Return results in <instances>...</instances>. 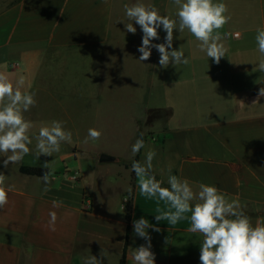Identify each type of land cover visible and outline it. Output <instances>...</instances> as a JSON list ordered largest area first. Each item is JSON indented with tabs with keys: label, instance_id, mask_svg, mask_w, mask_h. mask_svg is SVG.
I'll use <instances>...</instances> for the list:
<instances>
[{
	"label": "crops",
	"instance_id": "crops-1",
	"mask_svg": "<svg viewBox=\"0 0 264 264\" xmlns=\"http://www.w3.org/2000/svg\"><path fill=\"white\" fill-rule=\"evenodd\" d=\"M230 1L227 5L225 0H214L225 3L226 15L231 16L219 30L226 56L217 64L201 51V64L192 74L201 78L198 122L171 127L174 115L164 125L157 121L153 128L158 135L144 139L145 148L128 160H117L112 154L108 156L114 157L113 161L92 160L90 168L97 175L90 178L81 166L75 170L51 168L50 160L55 155L76 158L72 152L60 150L52 156L37 157L35 136L46 125L39 120L31 121V151L20 163H9L4 168L6 156L0 153V172L8 177L5 186L12 187L9 203L0 209V264H84L91 255L101 264H120L129 187L133 204L126 264H135L134 249L147 243L134 233L133 222L141 217L160 229L147 230L155 264H201L203 237L188 231L190 219L175 225L157 222L155 216L168 211L170 205L158 197L141 195L137 187L131 164L138 154L143 163L149 150L156 153L152 172L163 181V187H169V175L188 180L194 192L199 191L201 183L214 185L229 202H239L253 226L264 223V96L258 97L264 88V72L254 70L260 60L255 36L258 28L264 29V0ZM116 3L117 0H0V73L14 85L23 76L22 92L55 95L48 86L56 83L51 72L59 64L80 60L84 53L90 58L102 53L107 60L111 49L119 52L135 43L142 44V31L127 32L119 23L113 27L120 13L126 16L121 7L129 4L127 0ZM131 37L135 39L133 43ZM138 48L133 52L140 53ZM156 53L152 48L149 60ZM147 79L153 83L152 77ZM26 113L24 117L30 121ZM29 159L47 160L53 173L47 192L38 176L20 172L21 166H44L28 165ZM53 201L59 206L54 207ZM50 212L57 215L55 231L48 227Z\"/></svg>",
	"mask_w": 264,
	"mask_h": 264
},
{
	"label": "clouds",
	"instance_id": "clouds-1",
	"mask_svg": "<svg viewBox=\"0 0 264 264\" xmlns=\"http://www.w3.org/2000/svg\"><path fill=\"white\" fill-rule=\"evenodd\" d=\"M173 4L177 8V19L160 15L156 7L142 3L124 6L129 21L125 23L127 32L136 33L131 21H135L143 32L142 44L138 48L141 53L139 61L149 60L152 48H155L160 54V66L167 67L170 62L173 65L181 63L187 65L189 60L185 58L182 47L179 50H169L172 49L174 29H178L180 33L187 29L200 42L199 49L219 64L227 51L220 43L222 37L219 32L231 20V16L226 15L227 5L214 0H173ZM161 26L166 32L165 42L152 44L153 40L159 39L158 29ZM255 40L260 60L254 70L264 72V29H257ZM24 84L23 76H20L14 85L6 74L0 73V153L6 156L2 162L4 168H7L9 163H20L31 151L29 145L33 139L29 136V130L33 125L31 121L25 119L24 113L34 107L37 101L34 92L21 91ZM260 96H264V88L259 90L258 97ZM101 135V131L90 128L84 143L89 139L99 140ZM35 140L38 158L41 155L52 156L53 153L60 151L62 142L71 143L72 133L64 128L63 121L53 120L40 127ZM143 148L145 141L141 134V138L132 145L133 156ZM155 155L154 151L149 150L143 163L133 160L131 165L141 195L158 197L160 201L170 205V209L156 215L155 220L157 222L164 220L175 225L182 219H190L188 231L199 233L203 237L199 256L201 264H264V223L257 222L253 226L239 202L235 200L229 202L225 194L214 185L201 183L199 191L194 192L188 180L169 175L167 181L169 187H163V181L158 180L152 172ZM43 167L47 169L48 163ZM52 175L51 171H45L42 176L37 177L45 185V192L49 190L47 185L51 183ZM7 179L8 177L0 172V209H4L9 203L8 193L12 191L11 186H5ZM128 194L129 196L132 194L131 187ZM53 206L58 207L59 203L53 201ZM187 213L191 214L190 217L185 216ZM49 216L48 227L55 231L57 215L50 212ZM133 225L135 235L147 243L134 249L132 259L135 264H155V254L151 251V237L147 230L150 227L154 231L160 229L150 225L144 217L134 221ZM84 264H101V261L91 255L86 258Z\"/></svg>",
	"mask_w": 264,
	"mask_h": 264
},
{
	"label": "rangeland",
	"instance_id": "rangeland-1",
	"mask_svg": "<svg viewBox=\"0 0 264 264\" xmlns=\"http://www.w3.org/2000/svg\"><path fill=\"white\" fill-rule=\"evenodd\" d=\"M225 1L227 5L231 3ZM127 3L129 6L137 3L154 6L160 15L177 19L173 0H127ZM116 4L119 5L120 0ZM124 6L120 11L125 12ZM119 15L121 18L113 20V27L119 23L121 29H125V23L129 21L122 13ZM131 23L142 31L135 21ZM158 33L155 44L164 43L166 32L162 26ZM173 36L172 49L169 50L182 47L189 60L187 65L170 62L167 67H162L158 51L152 59L139 61L141 53L133 51L141 44L135 43L124 51L109 50L107 60L102 53H96L92 58L84 53L80 60L63 62L51 72L57 81L48 87L55 90V95L35 93L37 103L26 113L30 121L39 120L46 125L53 120L63 121L64 128L72 133L71 143L62 142L60 150L62 153L72 152L76 158L57 154L50 160L51 168L75 170L81 166L90 178L97 175L90 168L92 160L100 161L103 154H112L117 160L130 159L132 145L141 134L143 139L149 140L158 135L153 128L155 123L145 126L146 112L150 109L171 110L174 115L171 127L189 125L201 119V78L192 76L194 69L201 64L200 42L187 29L183 33L174 29ZM131 40L133 43L134 37ZM147 73L151 74L148 75L152 77L151 84ZM90 128L101 131L102 135L99 140L89 139L84 143ZM46 161L29 159L26 163L44 165Z\"/></svg>",
	"mask_w": 264,
	"mask_h": 264
},
{
	"label": "trees",
	"instance_id": "trees-1",
	"mask_svg": "<svg viewBox=\"0 0 264 264\" xmlns=\"http://www.w3.org/2000/svg\"><path fill=\"white\" fill-rule=\"evenodd\" d=\"M171 116H172V112L169 109H163V108L150 109L148 110V112H146L145 126L150 127L157 121H163L166 123L171 118ZM102 157L104 159H107L108 155H102ZM135 160L139 161V154L136 156ZM127 166L129 165L127 164ZM45 171H50V170L49 168L45 169L44 167H34V166H21L20 167L21 173L26 174V175L38 176V177L42 176ZM132 204H133V194L129 196L128 202L126 204L127 228H126L125 245H124L122 257L120 260V264H126V256H127L129 236H130V230H131Z\"/></svg>",
	"mask_w": 264,
	"mask_h": 264
},
{
	"label": "water",
	"instance_id": "water-1",
	"mask_svg": "<svg viewBox=\"0 0 264 264\" xmlns=\"http://www.w3.org/2000/svg\"><path fill=\"white\" fill-rule=\"evenodd\" d=\"M103 155H106V154H103ZM113 160H114V157H112V156H108L107 159H104L102 156L100 158V161H102V162H104V161H113Z\"/></svg>",
	"mask_w": 264,
	"mask_h": 264
},
{
	"label": "built area",
	"instance_id": "built-area-1",
	"mask_svg": "<svg viewBox=\"0 0 264 264\" xmlns=\"http://www.w3.org/2000/svg\"><path fill=\"white\" fill-rule=\"evenodd\" d=\"M237 36V34H235Z\"/></svg>",
	"mask_w": 264,
	"mask_h": 264
}]
</instances>
